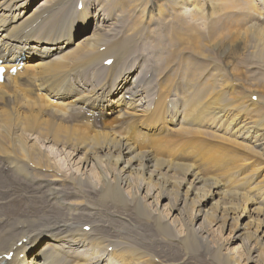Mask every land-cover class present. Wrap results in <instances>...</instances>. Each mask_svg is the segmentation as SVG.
<instances>
[{"label":"bare ground","instance_id":"1","mask_svg":"<svg viewBox=\"0 0 264 264\" xmlns=\"http://www.w3.org/2000/svg\"><path fill=\"white\" fill-rule=\"evenodd\" d=\"M37 1L0 0V61L2 62L1 66L7 68L8 71L4 83L0 84V97L1 100L4 97L18 100L20 105L29 107V110L25 112L22 110L0 111V264L69 263L68 257L59 252V248L54 245H52V250L47 249V254H43V250L40 251L41 248L48 246L45 244L46 241L50 242V240L41 236L47 232L60 236L63 244L59 243V246L64 248L65 251L74 252L75 246L82 244L84 249L80 251V254L81 259L84 261L83 264H100L101 261H106L109 264H148L152 260L149 259V253L157 248L163 251L173 252L176 250L185 253L189 248H194L200 244L206 248L209 247L207 237L203 238L205 232L203 233L195 227L199 219H195V222L188 221V207L196 204L200 205V203L202 207H207L216 198H220L222 201H234L240 196L239 194L226 193L221 189L222 186L216 179L201 177L195 173L194 168L191 166L179 165L172 160L158 159L159 155L156 154L158 156L156 157L150 148L153 147L151 146L154 144L152 139L155 137H145L138 140V138L130 139L127 136L118 134L129 139L135 147H138V153L125 140L118 139L104 131L93 132L90 130L89 132L88 129H82L78 124L79 117H81L79 115L85 114L88 118L93 117L100 109L103 110L106 117H111L115 110L118 111L116 116L119 117L120 121H122L121 118H126L128 122L134 123L138 117H144L148 121L147 123H152V128H156L155 125L161 121L167 123L168 119L177 113H183L187 116L185 110L188 103L180 98L178 102L174 101L173 105L170 104V108L164 107L167 101L163 105L157 104L156 108H152L150 105L145 110L137 103L141 91L144 93V98L140 100V103H145V100L151 102L153 89L149 80L147 82L146 80L138 81L139 74H144V71L140 73V70L139 73L137 72L138 75L134 77L137 66L132 65V63L135 62L136 56L138 57L142 51L145 52L146 40L150 42V36L144 34L149 31V26L154 22V15L157 16V20H161L162 11L159 10L157 14L152 11L147 12V8L140 5L142 4L140 0H132L129 5L133 7V3L137 4V7L130 8V10L137 11V16L140 14L137 20H128L125 26H121L120 31L113 32L108 28L104 32L98 30L88 36L91 22H93L90 18L94 19L96 17L97 19L101 16L99 15L100 11L107 10V12H103L101 22L112 21L111 13L120 15V19H122L129 12L128 0H45L44 4L35 9L33 5ZM164 1L161 7L170 15L165 18L170 19L173 17L174 27L184 26L182 31L173 29L179 36L173 34V39L168 40L173 45L178 43L184 45L186 43L197 46L196 49H193L196 52L192 54L185 52L183 48L179 51V54L187 56V71L186 69L184 71L187 72L185 77H187L191 88L196 85L199 73H193L194 70L191 71L190 65L194 64L195 66L198 64L195 61L196 57L203 58L204 54L199 52L201 42L205 41L207 44L212 41L216 42L223 28L227 26L237 27L238 23H244V36L252 42H262L264 47V27L259 24L260 20H264V13L261 14L264 9L258 8L259 4L257 6L256 0H228L238 2V4H229L227 8L215 13L214 17H210L212 22L206 26L205 32L199 28H194L188 23L184 17V12L187 11L185 13L188 17L194 12V18L197 17L199 21V16L203 12L198 11V3L202 1L203 9L207 10L215 7L217 4L215 0ZM53 2L54 6L47 8ZM80 4L82 10L78 11V5ZM64 13L66 15L65 21L62 19ZM147 14L153 15L151 20H149ZM105 15H107L106 19L103 18ZM115 20L118 21L119 19ZM115 20L114 22H116ZM129 21L132 23H129ZM152 31L150 29L149 33ZM184 36L191 39L185 42L187 38H183ZM111 59L114 60L113 64L109 67L105 66L106 62ZM143 64L140 67L146 65L145 62ZM14 67H22V69L16 75H12L10 70ZM180 68L182 67L180 66ZM196 68L199 70L197 66ZM142 69L146 70L145 68ZM177 69L179 70V68ZM176 70L173 68L172 71L175 73ZM198 70L197 72L200 71ZM34 73L43 79L42 90L47 91L48 98L43 97V99L41 97V101L44 100L45 104H43L47 108H50L58 100L69 102L63 104L60 110L47 113L41 111V109L36 111L37 104L34 101L25 98L17 99L14 94L4 91L7 88L9 91L14 89L13 93H18L17 89L20 86L17 80L22 77L28 82ZM180 74L183 75L184 72ZM173 76L174 79L177 74H173ZM78 77L79 80L83 81V84L78 85L76 83ZM89 78L96 85L93 86ZM174 83H176L175 79ZM139 84H143L141 90L137 89ZM146 87H150L152 90L146 92ZM209 87H211V84ZM171 94L173 95V93ZM176 95L174 96L176 97ZM199 96L198 92L193 96L195 102H197ZM114 97H118L116 102L113 100ZM253 97L254 95L241 94L231 98L232 100H224L223 95L218 94L219 100L224 104L226 103L227 106L235 104L234 109L239 111L243 108V104H246L247 110L245 113L249 110L252 112L251 116L241 115L242 117H240L239 114L235 115L232 126L236 128L235 132L240 136L241 134H250L253 129L256 137L259 134L258 132H263L264 135V112H262L264 104L260 98H257L254 102ZM127 98H130L129 101H127ZM204 98L206 97L204 96ZM37 106L40 107L41 105ZM121 108H125L124 114L120 112ZM103 112L101 114H104ZM229 113L228 109L219 110L218 115L222 118H228ZM243 117L244 119H240ZM238 118L240 122H237ZM189 121L194 124L193 118L190 117L188 123ZM172 124L175 125V122ZM182 130H180V134L183 138L208 136L207 133L202 131H190L184 130V128ZM208 133L210 132L208 131ZM250 135L248 136L250 137ZM35 136L39 139L41 145L40 142H37L39 144L33 142L36 139H34ZM29 140L31 142H28ZM231 141L234 142V140ZM143 143L149 145L148 150L144 149ZM203 143L204 140L192 139L186 142V146L191 147ZM50 145H53L56 149L55 152L49 150L50 148L47 146ZM239 145L243 146L242 144ZM95 147L99 148L100 154L94 152ZM65 148H70L73 152L86 151L83 156L85 165H87V168L89 167L87 161L91 158L95 164L94 167L99 171L100 182L97 185L91 182L85 172L81 176H64L61 174L49 154H55L58 160V157H65ZM257 154L261 155V151H258ZM202 158L204 157L202 156ZM100 162L105 164L108 170L112 163L115 165L121 163L119 169L121 167L122 169L119 170V173L121 171L125 173L121 176L109 178L101 170ZM218 164L221 163L218 162ZM131 176L146 178V181L152 183L158 190H168L169 188L180 190L178 196L181 201L178 205L174 204L171 209V212L177 214L180 220L177 219L176 221L175 218L172 221V216L170 220L172 222L170 223L163 218L158 206L155 210H147L148 205L143 198L138 196L126 197L124 190L126 188L128 190L132 186V182L129 181ZM32 189L33 192H31ZM80 191L84 193L81 194ZM141 191L144 192L141 188L138 189V193H141ZM159 194H161V200L165 198L163 193L160 192ZM144 198L148 199L147 202L152 200L155 203L154 194L149 189L146 190ZM199 199L201 201L197 203ZM217 202L215 205L218 207L219 199ZM222 210L225 212L227 209L224 207ZM129 216L131 219H129ZM223 218L224 215L221 216V219ZM239 219L241 220L230 219L231 224L229 227L232 230L237 228L245 230L243 225L239 226V222L244 220L243 216ZM245 219L249 218L246 217ZM111 222L119 223L120 227L112 226ZM126 224L130 228L125 230ZM177 224H181L184 228L185 234L182 237L175 234L174 228ZM251 225L253 227L250 232L245 230L246 235L243 240L245 261L248 264H263L264 211L261 218L252 221ZM86 227H90L89 232L84 230ZM200 239L201 241H199ZM50 243L57 244L56 242ZM83 243L88 245L85 246ZM110 248H112L111 252L109 251ZM10 253L14 255L8 261L6 257ZM101 253H104V256H101ZM68 255L75 256L73 253ZM21 256L22 258H20ZM94 257L96 261L93 263ZM188 260V257L183 256L179 261L169 262L156 255L153 263L184 264Z\"/></svg>","mask_w":264,"mask_h":264},{"label":"rangeland","instance_id":"2","mask_svg":"<svg viewBox=\"0 0 264 264\" xmlns=\"http://www.w3.org/2000/svg\"><path fill=\"white\" fill-rule=\"evenodd\" d=\"M131 2L132 0H128L127 2L128 5L131 4ZM140 2L142 3L140 5H144L145 8H147V12L152 11L154 12V14H157L159 10H161L162 17H161V20H157L156 19L157 16L154 15L155 20L151 24V26H149L148 28L149 31L150 29H152L153 31L151 33H149V31H146L144 34L146 36L147 35L150 36V39H149L150 42L146 40L145 52L144 51H142L143 53L141 52L142 56L141 54H139L138 57L136 56L135 62L132 63V65L137 66V71L134 73V77L138 75L140 70H141L140 73L144 71V74L145 73L146 74L145 75L143 73L139 74L138 81L146 80L147 82L149 80V82H151L150 86L153 89V91L151 92L153 94L151 96V100H152L151 102L148 100H145V103L144 102L140 103V100L144 98L143 97L144 93H142L141 91L139 92L140 96H139V99L137 98V103H139L142 109L144 108L145 110L150 105L152 108H156L157 104L163 105L167 101V103L164 104V107L170 108V104L173 105L174 101L178 102L180 98V99L185 100L188 103L187 108H189V110H187V108L185 110V114L187 113V116L184 115L183 113H177L174 116L170 117L167 123L164 121H161L155 125L156 128H152L151 127L152 123L150 124L147 123L148 121L144 117L142 118L138 117L139 120L138 119H137L138 121L136 120L137 122L136 124L135 121L134 123L128 122L126 118L125 119L121 118L122 121H120L118 119L119 117L116 116V113L118 112L116 110L113 112V115L111 117L109 116L106 117L103 110L100 109L99 112H97L93 117H89L90 120H88L89 118L85 114L79 115L81 117H79L78 124L79 126H81L82 129H85V130L88 129L89 132L90 130H92L93 132L104 131L118 139L125 140L126 142L129 143L131 147L135 148L136 152L138 153H139L138 147H135L134 144L129 141V139L121 137L118 134L127 136L130 139L138 138V140H142L145 137H155L152 139L154 144H152L151 146L153 147H150V148L151 150H153V154H155L156 157H158L157 155H159L158 159L172 160L173 162L179 165L181 164V165L191 166L194 168L195 173L199 174L201 177L216 179L219 182V184L222 186L221 189H223L226 193H237L240 195L234 201H231V200L222 201L220 198H216L215 200L210 202L207 207H202L200 203L201 200L199 199L197 203H200V205L196 204L192 207H188V212H189L188 221L195 222L194 221L195 219H199L196 222L195 227L197 230L203 233L205 232L203 235V238L207 237V245H209L210 248L209 247L206 248L204 245L200 244L194 248H189L185 253L176 251V250H174L173 252L163 251L157 248L153 252L149 253V259H152V260L149 261L148 264H152L155 261L156 255L161 257L162 260H167L169 262L179 261L182 259L183 256H186L189 258V260L184 264H228V263H233V262H236L239 264H248L245 261L246 255H245V251L243 247V244H244L243 240L245 239V235H246L245 230L250 232L253 227V225H251V222L261 218L262 212L264 211V139H263L264 135H263V132L262 133L258 132L259 134L256 137L254 135L255 133L254 129L250 133L251 135L247 133V134H241L240 136L237 132H235L236 128L232 126L235 115L239 114L240 117H242L241 115L251 116L252 112L249 110L250 112L247 111V113H245L247 110V107H246V104L242 103L243 108L239 110L242 113L241 114L239 111L234 109L235 104H231V106L230 105L227 106L226 103L224 104L223 102H221L218 98V94H222L224 97V100H232L231 98L237 95H241V94H245L248 96L254 95L255 98H260L264 104V47H263V44L260 41L252 42L248 40V37L244 36V31H243L244 23H238L237 27L227 26L226 28H223L220 32L219 37H217L216 42L212 41L209 44H207V42L205 41L201 42V45H200L201 47L199 49V52H202L204 54L203 58L196 57L195 61L196 63L199 64V66L198 64H196L195 66L194 64L190 65V68L192 69L191 71L193 72L194 70L193 73L195 72H196L195 74L199 73L198 74L199 78L195 83L196 85L193 88H191L189 87L190 85L188 83L187 77H185L187 74L186 72L187 71L186 69L187 61H188L186 59L187 56H185L184 54H179V51L183 48L185 52L192 54L196 52L193 49H196L197 46L188 45L186 43L184 45H181L183 43H178L174 45L171 44V41L169 40L173 39L172 38L173 34L176 36H179V34H177L173 29H176L177 31H182L184 30V26L174 27L175 21L173 20V17H171L170 19L165 18L166 16H170V15L167 14L166 11L161 7L163 2H165L164 0H140ZM215 2L217 3L215 7L211 9H207V10L203 9L202 1L198 3V6H197L198 11L203 12L202 15L199 16V21L197 17L194 18V12H192L190 17H188L186 15L187 11H185L186 13L184 12V17L186 18L187 22L190 23L194 28H199L203 32H205L206 26H208L209 23L212 22L210 17L211 18L214 17L215 13H217L221 9L227 8L229 4H238V2L228 1V0L226 1L215 0ZM44 3H45V0H38L33 5V8L35 7V9H37L40 5ZM256 3H257V6L259 4L258 8L264 9V0H260L259 2L258 0H256ZM53 6H54V2L49 4V7L47 8H51ZM129 6H130L129 12L122 19H120L121 18L120 15L116 13H113L114 14L113 15L111 13L112 21L110 22L108 20L101 22L102 14L104 15L103 12H107V10L100 11L99 15L101 16L97 17V19L96 17L94 19L90 18V20L92 19L93 22H91V29L87 35L90 36L92 33H95L98 30L99 31L102 30V32H104L108 28H110L111 31L113 32H116L118 30L120 31L121 28L125 26L126 23H128L127 22L128 20H137L140 14L137 16V11L130 10V8L133 9L134 7H137V4L132 3L133 7H131V5ZM191 8L193 9V7ZM188 9L190 10V8ZM78 11H81V10L78 9ZM263 13L264 12H262L261 14ZM147 15L149 16V20H151L153 15L151 14L150 15L147 14ZM105 16H103V18L106 19L107 15ZM65 17L66 15L64 13L63 18H62L63 21L66 20ZM115 19H119L118 20L119 23ZM114 20L116 22H114ZM260 21L261 22H259V24L264 27V20H260ZM129 23H132V22L129 21ZM185 37L187 38V36H184L183 38ZM78 39L80 40V38ZM188 39H191V38L188 37L185 42H187ZM164 48L166 51L164 50ZM152 52L154 53L156 52V53L154 54ZM176 52L178 53V56ZM205 54H207V56H205ZM154 56H157V57L154 58ZM143 58L144 60H142ZM145 58L148 60H146ZM147 61L149 64L147 63ZM143 62H145L146 65L144 67H140L142 66ZM181 62L184 64H182ZM176 66L177 68H179V70L176 68ZM180 66L182 68H180ZM196 66L199 68L200 71L196 68ZM165 67L167 68V70ZM142 68H145L146 70ZM173 68L174 70L177 69L176 71L178 73L176 71L174 73V71H172ZM185 69L186 71H184ZM162 70L163 71L165 70V71L163 72ZM197 70L199 72H197ZM183 72H184L183 74L184 76L180 74ZM172 73L174 75L177 74V77L175 76L174 78L176 83H174V79H173L174 76ZM33 75L31 76V79L28 82H26L24 78L22 77L17 80V83L20 86V88H18L19 90L17 89V91H19L20 93L19 92L13 93L12 91L14 89H11L9 91L7 88L4 89V91L14 94L15 98L17 96V99L25 98V99L34 101L37 105L39 106L41 105L43 107L42 108L40 106L41 107L40 108L36 105L37 107L36 111H39L41 109V111L43 110L44 112H47V113H52L53 110H60L63 107L62 106L63 104H66L67 102H69V101L63 102V101L58 100V101H55L56 103H54L50 108H47L46 105H44L45 104L44 100L41 101V97L48 98L46 95L47 91L42 90L43 79L41 77L36 76L35 73ZM89 81L92 82L93 86L96 85L91 78H89ZM82 82L83 81L79 80V77H78L76 80V83L80 85V84H83ZM166 84H167V87H166ZM210 84H211V87H209ZM139 85L137 89L141 90L143 84H139ZM73 86L77 87L74 84ZM151 88L146 87V92L152 90ZM190 89L191 90L193 89V90L191 91ZM196 89H199V90H196ZM24 90L26 91L25 93H24ZM203 91L205 94L203 93ZM197 92L200 94V96L197 99V102H195L196 100L194 101L193 96ZM171 93H173V95ZM175 94H177L176 97L174 96ZM158 96H159V99H158ZM204 96L206 98H204ZM4 98L3 99L5 100V102L3 99L1 100V97H0V111H4V110L20 111L22 110L23 112H25L29 110V107H24L22 104L20 105L19 104L20 101L18 100H12L10 98L7 99V97H4ZM117 98L118 97L116 98L114 97L113 100L116 102ZM216 98L218 99L216 100ZM188 100L189 101L191 100V101L189 102ZM127 101H129V98H127ZM206 101H209V102H206ZM253 101L256 102V100L254 99ZM214 104L216 106H213ZM58 105H59V108H58ZM53 107L55 108L53 109ZM225 109H228L230 111V113L228 114L229 117L228 118L219 117L218 115L219 110H225ZM124 110L125 108L123 109L121 108L120 112L124 114L125 113ZM92 112H95V111H92ZM102 112L104 114H101ZM262 112H264V106L262 107ZM230 114L232 115L230 116ZM188 117L189 118L191 117L194 119V124H192L191 121H189L188 123V119H189ZM240 119H244V117ZM240 119L237 120V122H240ZM173 122H175V125L172 124ZM107 128L111 130L107 131L108 130ZM183 128L184 130L187 129L190 131L191 130L199 131V132L202 131V132L207 133L208 136L207 137L203 135L202 136H190V139L187 137L183 138V136L180 134L181 131H183L182 130ZM208 131L210 133H208ZM248 135H250V137ZM34 139H33L34 140L33 142L35 143L40 142L36 136L34 137ZM192 139L204 140L205 144L204 143L195 144L194 146L187 147L186 142ZM256 139L257 140L259 139V140L257 141ZM231 140H234V142ZM28 142H31V141L29 140ZM144 144L145 143H143L142 145ZM239 144H242L243 146ZM40 145H41V142H40ZM254 145L256 146L255 147L256 150H254L255 149ZM148 146H149L148 144L144 145V149L148 150ZM156 146L157 147L159 146V147L157 148ZM47 147L50 148L49 150L53 152H55L56 150L54 149L53 145H50ZM95 148L96 149L94 152H96L97 154H100L99 148L97 147ZM209 149H211L212 151ZM208 151H209V154H208ZM258 151H261V155L257 154ZM85 152L86 151H83V150H80L78 152H73L71 151L70 148H65V157L64 156L58 157V160L55 154H49V157L51 158L52 162L55 164L57 169H59L62 175L81 176L85 172V175L87 174L89 176V179L91 180V182L97 185L100 182L99 171L94 167L95 164L90 157H89L90 160L87 161L89 165V167L87 168V165H85L84 163L85 159L83 157ZM202 156L204 158H202ZM218 162H220L221 164L219 165ZM100 165L102 166L101 170H103V172L106 173V175L109 178H111L112 176H121L125 173L124 171H121L119 173V170L122 169V167L121 169H119V167L121 166V163H118L117 165L112 163L109 170L107 167H105V164L100 162ZM116 173H119V174H116ZM135 176H131L129 178L130 183L132 182V186L128 190L127 188L124 190L126 197L131 198L134 196H138L140 198H143V200H145L146 204L148 205L147 210H155L156 206H158L160 208L163 218L167 220L168 222H170L172 216H173L172 221L175 218H176L175 219L176 221L177 219L180 220L177 214H173V212H171L172 206L174 204L178 205L181 201V199L178 196V194L180 193V190H172L171 188H169L168 190H163V189L158 190V188L155 187L152 183H149L148 181H146V178L138 177V176L135 177ZM140 188L144 190V192L141 191V193H138V189ZM148 189L152 191V194H154L155 203L152 200L147 202L148 199L144 198V194L146 193V190ZM31 192H33V189L31 190ZM80 192L81 194L84 193L82 191ZM160 192L163 193L165 197L162 200L160 199V196H161V194H159ZM218 199H219V206L217 207L215 204L218 203L217 202ZM224 207L227 209L225 212L222 210V208ZM222 215H224L223 219H221ZM242 216L244 220L239 222V226L243 225L245 230H239V228L232 230L229 227V225L231 224L230 219L233 218V219H237L238 221H240L241 219L239 218ZM246 217L249 219H245ZM129 219H131L130 216H129ZM111 225L117 228L120 227V224L117 222H111ZM128 228H130V226L126 224L125 230ZM174 231L177 236L182 237L185 234L184 228L182 227L181 224L180 225L177 224L176 227L174 228ZM41 236L45 237L44 239L50 240V242L57 243V244H52L46 241L45 244L48 246L46 248L40 249V251L42 250L44 251L43 254L48 253L47 249H49V251L52 250V245H54L57 248H59V252L63 253V255L68 257L69 263L67 264H83L84 263L83 259H81L82 256L80 254V251L84 249L82 247V244L79 246H75L74 252H70V251H65L64 248L59 246V243H62V240L59 235L47 232ZM199 241H201V239ZM83 244L85 246L88 245L87 243H83ZM109 250L112 251V248H110ZM70 253H73L75 256L79 258L75 256L71 257L70 255H68ZM100 255L104 256V253H101ZM20 258H22V256ZM263 259H264V254H263ZM89 260H92V259H89ZM95 261L96 259L94 257L93 263ZM95 264H99V263H95ZM100 264H109V263H107L106 261H101ZM111 264H116V263H111ZM263 264H264V261H263Z\"/></svg>","mask_w":264,"mask_h":264}]
</instances>
